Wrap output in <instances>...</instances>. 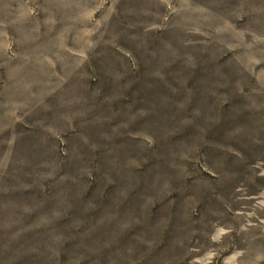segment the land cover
I'll return each mask as SVG.
<instances>
[{
    "label": "rangeland",
    "instance_id": "374dc122",
    "mask_svg": "<svg viewBox=\"0 0 264 264\" xmlns=\"http://www.w3.org/2000/svg\"><path fill=\"white\" fill-rule=\"evenodd\" d=\"M0 264H264V0H0Z\"/></svg>",
    "mask_w": 264,
    "mask_h": 264
}]
</instances>
